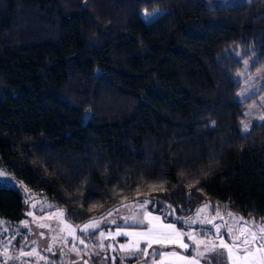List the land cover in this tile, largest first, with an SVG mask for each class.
Wrapping results in <instances>:
<instances>
[{"label":"trees","instance_id":"trees-1","mask_svg":"<svg viewBox=\"0 0 264 264\" xmlns=\"http://www.w3.org/2000/svg\"><path fill=\"white\" fill-rule=\"evenodd\" d=\"M244 59L264 67V0H0V220L38 200L78 225L128 199L180 229L170 208L207 202L264 219Z\"/></svg>","mask_w":264,"mask_h":264},{"label":"rangeland","instance_id":"rangeland-1","mask_svg":"<svg viewBox=\"0 0 264 264\" xmlns=\"http://www.w3.org/2000/svg\"><path fill=\"white\" fill-rule=\"evenodd\" d=\"M208 6L213 5H232L234 3L247 2L249 0H198ZM160 8H152L149 10L140 11V18L149 23L162 13ZM149 13L150 15H145ZM248 61L249 63H245ZM250 60L244 59L242 61V70L239 77L242 79L240 87L236 92L235 99L243 104L242 118L239 121V130L247 132L252 124L263 123L264 119V73L257 75L258 71L264 70V67L259 70L249 73ZM239 94V95H238ZM245 124L247 129L245 130ZM4 172L0 169V186H8L9 183L3 178ZM149 201L144 208L140 206ZM149 199H134L126 200L124 203L118 205L113 209L111 215H102L96 218H90L85 222L78 224L82 226L84 223L97 219L100 223L99 229L92 234L85 235L77 231L75 235L77 239L72 240L69 230L66 225H73L65 216H59L57 213L62 209L48 210L49 204L47 202H40L38 200H30L23 211V219L27 227L20 222L16 224H9L5 220H0V264H101L100 254L102 256L108 255L111 260L110 264H153L154 250L150 252L146 259L141 258V253L135 256L129 254L116 255L118 250L115 248L119 242L112 237H106V232L114 230L116 227L136 228L145 225V213L149 207H154ZM198 213V210H201ZM31 212L32 215H28ZM103 217L102 220L99 218ZM242 218V219H241ZM209 220L214 219L216 225L221 226L220 234L228 241L229 230L235 233V236H240L241 232L251 233L255 232L258 236H264L261 232V220L253 216H243L233 210L224 209L212 210L210 204L204 203L194 210L192 215L185 219V227L182 229L184 233H196V240H216V231L211 224L199 222L189 224V220ZM114 221V223H113ZM137 221H143L138 223ZM253 222L256 227L253 228ZM247 223V227H241ZM44 227L41 228L40 225ZM227 225L224 228L223 225ZM105 233L104 237L100 236V232ZM43 233V236L41 235ZM235 236L233 238H235ZM55 237V239H53ZM63 237V238H61ZM79 238L85 240V244L79 243ZM251 239V235H249ZM35 241V243H33ZM75 243L78 251H73L72 246ZM218 243V241H217ZM52 245L51 251L45 249L48 245ZM257 244H264V239H258ZM103 245V247H101ZM189 246L196 255L195 245L192 240L189 241ZM25 252H32L35 248L37 251L31 256L21 255V248ZM163 249V248H162ZM165 250H159L164 252ZM252 252L255 257L252 259H259L264 253H261L256 245H252ZM117 256V257H116ZM43 257V259H41ZM204 259L210 261L211 264H225L226 259L223 256L211 255ZM130 260V261H128ZM160 261V260H159ZM158 261V262H159Z\"/></svg>","mask_w":264,"mask_h":264},{"label":"snow or ice","instance_id":"snow-or-ice-1","mask_svg":"<svg viewBox=\"0 0 264 264\" xmlns=\"http://www.w3.org/2000/svg\"><path fill=\"white\" fill-rule=\"evenodd\" d=\"M145 15H150L149 13H145ZM246 64L249 63L248 61L245 62ZM264 73V70L258 71L257 75H260ZM239 95V94H238ZM264 119V117H261ZM247 129V124H245V130ZM149 203V201H145L144 204H142L140 207L144 208L146 204ZM169 207H171L169 205ZM113 210H109L107 215H111ZM202 211L198 210V213ZM28 215H32L31 212L28 213ZM57 215L59 216H65L66 211L65 210H60ZM148 217L146 216L145 219ZM100 220L103 219V217L99 218ZM159 217H151L149 220V223H151V220H159ZM242 219V218H241ZM138 223H143V221H137ZM208 223L211 224L212 227L215 229L217 235H216V240L215 241H208V240H196V233H179L175 229V225L173 224H168L165 225L164 227L168 229V231H162L159 228L157 229H152L150 228L146 232H141V233H136V235L140 237H145L147 238L145 240V243H147V248L144 249H139V248H129L128 252L130 254H134L135 252H142L143 254L148 253V249L152 247V244H158L160 246H165L168 242L178 244L181 248L188 249L189 245L187 243H184L181 240V237L187 236L189 240H192L195 245V251H196V257L189 260L187 264H201V260H203L208 253H214L216 255L222 256L224 253L227 254L228 258V264H264V255H262L259 259H252V257H255V253L252 252V245H256L257 249L261 252L264 253V244H257L258 239H264V236H258L255 232L251 233H246V232H241L240 236H235V233L230 231L228 232V241L226 242L224 237L220 234L221 232V226L216 225L214 223V219H209V220H189L187 223L189 224H194V223ZM22 225L27 227L28 225L25 224L24 221L20 222ZM114 223V221H113ZM261 225H264V219L261 220ZM41 228L44 227L43 224L40 225ZM66 227L69 230V234L72 238L73 241L77 239V236L75 233L79 231L80 233H83L85 235L95 233L99 227L100 223L97 219H92L86 223H84L82 226L80 225H66ZM224 228H227V225H223ZM241 227L246 228L247 223L242 225ZM256 225L253 222V228H255ZM261 232H264V227L261 228ZM43 236V233H41ZM109 236L111 233L108 234ZM118 235H130L128 233H118ZM249 235H251V239H249ZM100 236L104 237L105 233L103 231L100 232ZM235 236V238H233ZM63 238V237H61ZM55 239V237H53ZM218 241V243H217ZM35 243V241H33ZM79 243L80 244H85V240L83 238H79ZM103 247V245H101ZM125 246L121 245V248L123 249ZM46 251H51L52 250V245L49 244L48 247L45 249ZM73 251H78L76 249L75 243H73L72 246ZM21 255H27L31 256L34 253H36V249L34 248L32 252H25L23 247L21 248ZM235 253V255H234ZM154 255H159L161 257V260L159 262L153 261V264H164V257L166 256H171L175 255V253H165V252H157L154 253ZM43 259V257H41ZM84 264H87V262H84ZM207 264H211L210 261H207Z\"/></svg>","mask_w":264,"mask_h":264},{"label":"crops","instance_id":"crops-1","mask_svg":"<svg viewBox=\"0 0 264 264\" xmlns=\"http://www.w3.org/2000/svg\"><path fill=\"white\" fill-rule=\"evenodd\" d=\"M148 217L147 219H145V225L140 226V227H136V228H126V227H116L114 230L110 231V232H106V237H109V233H111L110 237H114L115 239H117L119 242L117 243V245L115 246V248L118 250V252H116V255H122V254H129V255H133L135 256L138 253H141V258L142 259H146L148 254L150 252H152L154 250L155 253L159 252V250H165V253H175V255H171V256H166L164 257V264H187V262L193 258L196 257V255H194L193 251L191 250L190 246L188 249H184L181 248L178 244L175 243H171L168 242L165 246H160L158 244L153 243L152 247L150 249H148V253L145 255L142 252H135L134 254H130L128 252L129 248H139V249H144L147 248V243H145V240L147 238L145 237H140L138 235H136V233H141V232H146L148 231L150 228L152 229H157L159 228L162 231H168V229H166L164 226L168 225V224H173L175 225V229L177 232L179 233H184V231L182 229H180L176 224L172 223V222H168L165 221L164 218L158 214L155 213H151L149 211H146L145 213V217ZM151 217H159V220H151V223H149V220L151 219ZM118 233H128L130 235H118ZM181 240L184 243H187L189 245V239L188 237L185 235L183 237H181ZM121 245H124L125 247L122 249ZM163 248V249H162ZM214 255V253H208L207 256H211ZM235 255V253H234ZM225 259H226V263L228 264V258H227V254L224 253L222 255ZM100 261L101 264H110L111 260L109 258V254L102 256L100 254ZM117 257V256H116ZM159 260H161V257L159 255H154L153 256V261L158 262ZM130 261V260H128ZM201 264H207V260L203 259L201 260Z\"/></svg>","mask_w":264,"mask_h":264},{"label":"water","instance_id":"water-1","mask_svg":"<svg viewBox=\"0 0 264 264\" xmlns=\"http://www.w3.org/2000/svg\"><path fill=\"white\" fill-rule=\"evenodd\" d=\"M122 203H123V202H119V203L117 204V206L120 205V204H122ZM170 209H171V211H172V214H173V217L175 218V220H176L177 222H179L180 224H183L184 226H186L185 223H184V221H183L181 218L179 219V218L176 217V215H175V213H174V210H173L172 208H170ZM100 216H101V215H100ZM98 217H99V216H98ZM91 218H96V217H91ZM87 264H90V263L87 262Z\"/></svg>","mask_w":264,"mask_h":264},{"label":"flooded vegetation","instance_id":"flooded-vegetation-1","mask_svg":"<svg viewBox=\"0 0 264 264\" xmlns=\"http://www.w3.org/2000/svg\"><path fill=\"white\" fill-rule=\"evenodd\" d=\"M180 218L185 222V219H186L185 217H180Z\"/></svg>","mask_w":264,"mask_h":264}]
</instances>
